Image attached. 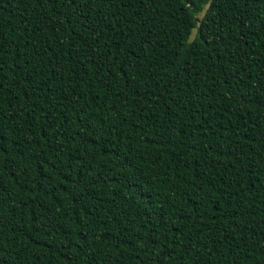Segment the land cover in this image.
<instances>
[{
    "label": "trees",
    "instance_id": "1",
    "mask_svg": "<svg viewBox=\"0 0 264 264\" xmlns=\"http://www.w3.org/2000/svg\"><path fill=\"white\" fill-rule=\"evenodd\" d=\"M0 264H264V0H0Z\"/></svg>",
    "mask_w": 264,
    "mask_h": 264
}]
</instances>
